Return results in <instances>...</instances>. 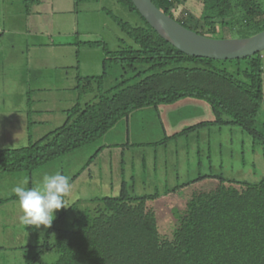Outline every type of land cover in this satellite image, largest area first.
Masks as SVG:
<instances>
[{
	"label": "rangeland",
	"instance_id": "obj_1",
	"mask_svg": "<svg viewBox=\"0 0 264 264\" xmlns=\"http://www.w3.org/2000/svg\"><path fill=\"white\" fill-rule=\"evenodd\" d=\"M259 1L264 9V0ZM178 11L176 15L195 27L200 1L180 0ZM112 17L131 25L137 22L136 16L115 0H0V149L26 146V123L31 125V140H39L63 124L65 112L72 106L92 101L99 90L107 91L130 78L131 72L111 66L99 90L91 80L102 75L104 52L85 43L103 42L109 52L131 45ZM204 35L222 37L220 31ZM259 55L262 102L256 127L261 131L264 51ZM214 65L228 73L236 69L234 62ZM28 97L33 105L26 117ZM217 118L227 120L223 115L216 117L203 100L149 106L119 120L94 141L30 173L0 174V243L5 250L0 260L32 264L37 255L35 264L55 261L57 255L50 247L54 239H47L48 228L25 227L12 192L25 181L27 188L35 187L45 174L60 172L70 177L72 186L65 208L54 213V220L77 201L76 209H85L86 200L116 196L121 184L129 196L157 194L159 198L147 207L154 212L158 233L164 239L172 238L191 195L215 188L217 178L248 183L263 179V138H252L234 125L211 124ZM200 123L204 125L198 126ZM74 212L65 220L70 221ZM46 245L49 250L44 249ZM12 246L15 254L10 253Z\"/></svg>",
	"mask_w": 264,
	"mask_h": 264
},
{
	"label": "trees",
	"instance_id": "obj_2",
	"mask_svg": "<svg viewBox=\"0 0 264 264\" xmlns=\"http://www.w3.org/2000/svg\"><path fill=\"white\" fill-rule=\"evenodd\" d=\"M115 1L137 18L131 25L112 17L131 45L109 52L103 42L85 43L104 52L102 75L91 80L99 90L111 66L132 75L103 93L99 90L94 100L72 106L61 126L35 142L26 123L27 145L0 149V174L30 173L94 141L135 111L184 99L206 101L216 117L227 118L211 124L234 125L252 138H263L264 155V128L256 127L262 102L259 53L230 61L187 56L163 41L130 0ZM199 1L201 12L191 27L187 18L175 13L180 0H151L171 19L204 37L220 31V39L248 38L264 30L259 0ZM226 62H234L233 73L214 67ZM31 104L28 97L26 117ZM217 180L215 188L195 192L187 200L171 239L160 237L154 212L147 207L157 194L129 196L121 184L116 196L86 200L85 209H76L80 201L73 203L47 230L57 255L52 264H264V178L254 183ZM73 210L74 217L66 221Z\"/></svg>",
	"mask_w": 264,
	"mask_h": 264
},
{
	"label": "water",
	"instance_id": "obj_3",
	"mask_svg": "<svg viewBox=\"0 0 264 264\" xmlns=\"http://www.w3.org/2000/svg\"><path fill=\"white\" fill-rule=\"evenodd\" d=\"M130 1L163 41L187 56L230 61L245 59L264 51V30L248 38H207L184 28L160 11L151 0Z\"/></svg>",
	"mask_w": 264,
	"mask_h": 264
},
{
	"label": "clouds",
	"instance_id": "obj_4",
	"mask_svg": "<svg viewBox=\"0 0 264 264\" xmlns=\"http://www.w3.org/2000/svg\"><path fill=\"white\" fill-rule=\"evenodd\" d=\"M26 181L12 188L17 198L19 220L26 226L51 227L54 213L65 208V197L71 191L70 177L56 172L43 175L40 182L27 188Z\"/></svg>",
	"mask_w": 264,
	"mask_h": 264
},
{
	"label": "crops",
	"instance_id": "obj_5",
	"mask_svg": "<svg viewBox=\"0 0 264 264\" xmlns=\"http://www.w3.org/2000/svg\"><path fill=\"white\" fill-rule=\"evenodd\" d=\"M32 105H33V103L31 104V106H32ZM14 107H16V105H14ZM36 112H37V110H36ZM1 206H2V204H0V207H1ZM4 206H5V205H4ZM1 232H2V231H1V228H0V234H1ZM5 233H6V232H5ZM11 249H12V250H10V253L15 254V252H14V250H15V249H14V246H12ZM3 251H5V250H4L3 246H2L1 243H0V253H3ZM15 251H17V250H15ZM0 264H4V261H3V260H0Z\"/></svg>",
	"mask_w": 264,
	"mask_h": 264
}]
</instances>
